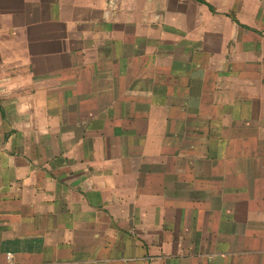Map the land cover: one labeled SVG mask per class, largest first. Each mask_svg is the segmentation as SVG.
<instances>
[{"label":"crops","instance_id":"crops-1","mask_svg":"<svg viewBox=\"0 0 264 264\" xmlns=\"http://www.w3.org/2000/svg\"><path fill=\"white\" fill-rule=\"evenodd\" d=\"M0 264H264V0H0Z\"/></svg>","mask_w":264,"mask_h":264}]
</instances>
